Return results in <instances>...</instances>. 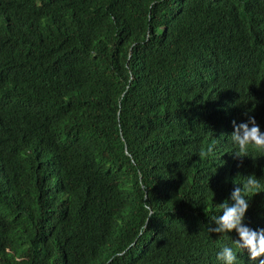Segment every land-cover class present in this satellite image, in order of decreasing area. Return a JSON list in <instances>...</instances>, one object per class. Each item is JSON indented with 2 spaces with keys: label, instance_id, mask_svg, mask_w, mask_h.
Listing matches in <instances>:
<instances>
[{
  "label": "trees",
  "instance_id": "obj_1",
  "mask_svg": "<svg viewBox=\"0 0 264 264\" xmlns=\"http://www.w3.org/2000/svg\"><path fill=\"white\" fill-rule=\"evenodd\" d=\"M249 117L264 0H0V264H260L208 231L252 175L264 229Z\"/></svg>",
  "mask_w": 264,
  "mask_h": 264
},
{
  "label": "clouds",
  "instance_id": "obj_2",
  "mask_svg": "<svg viewBox=\"0 0 264 264\" xmlns=\"http://www.w3.org/2000/svg\"><path fill=\"white\" fill-rule=\"evenodd\" d=\"M234 131L231 134L232 141L238 145V150L234 153L236 157L248 156L249 147L253 150L264 151V132L254 117H249L248 122L236 124L233 122ZM205 153L201 152L203 156ZM243 187H236L231 193V201L225 200L220 204L221 214L211 217V221L215 224L208 226L209 232L229 233L235 230L239 239L235 240L236 247L247 250L251 260L256 261L264 257V229L253 230L244 225L245 214L249 208L246 197L260 192V181L255 175L245 178L242 183ZM217 258L223 261V264H235L237 255L232 247L224 246L217 254ZM260 264H264V259L260 260Z\"/></svg>",
  "mask_w": 264,
  "mask_h": 264
}]
</instances>
